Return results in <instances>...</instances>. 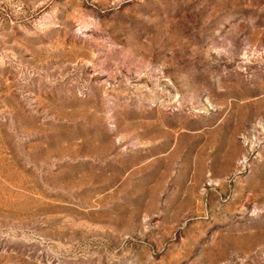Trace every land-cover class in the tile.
Returning <instances> with one entry per match:
<instances>
[{
  "label": "rangeland",
  "instance_id": "1",
  "mask_svg": "<svg viewBox=\"0 0 264 264\" xmlns=\"http://www.w3.org/2000/svg\"><path fill=\"white\" fill-rule=\"evenodd\" d=\"M0 264H264V0H0Z\"/></svg>",
  "mask_w": 264,
  "mask_h": 264
}]
</instances>
